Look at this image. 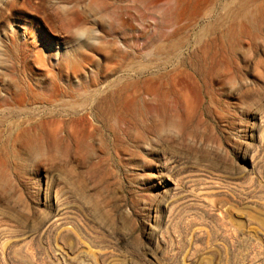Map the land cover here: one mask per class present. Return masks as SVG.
Instances as JSON below:
<instances>
[{
  "label": "rangeland",
  "instance_id": "rangeland-1",
  "mask_svg": "<svg viewBox=\"0 0 264 264\" xmlns=\"http://www.w3.org/2000/svg\"><path fill=\"white\" fill-rule=\"evenodd\" d=\"M177 37L214 76L186 132L0 148V264H264V0H0V92L125 81Z\"/></svg>",
  "mask_w": 264,
  "mask_h": 264
},
{
  "label": "bare ground",
  "instance_id": "bare-ground-1",
  "mask_svg": "<svg viewBox=\"0 0 264 264\" xmlns=\"http://www.w3.org/2000/svg\"><path fill=\"white\" fill-rule=\"evenodd\" d=\"M221 26L223 24L207 23L199 32L216 33L221 31ZM239 27L245 28L244 24ZM230 31L232 28L227 29L228 34ZM219 36L223 37L222 32ZM187 47L180 37L168 42L157 39L151 55L153 69L127 72L130 79L125 81L120 75L114 79L105 76L103 85L92 82L90 86L61 87L56 84L42 91L16 87L4 94L0 92V148L90 150L89 138L97 134L99 148L106 153L111 146L121 150L126 140L137 139L148 132L157 136L168 128L186 132L197 106L202 105L203 89L212 71L211 65L202 61V55L192 56L183 51ZM45 90L49 93L48 100L43 96ZM64 96L69 99H62ZM43 98L53 105L54 110L49 115H44L43 109L29 106ZM88 126L92 129H87ZM135 132L138 133L134 135ZM160 166L164 168V163ZM161 186L172 189L164 180ZM57 217L55 220L61 216Z\"/></svg>",
  "mask_w": 264,
  "mask_h": 264
}]
</instances>
